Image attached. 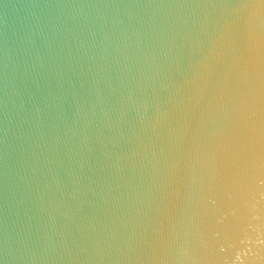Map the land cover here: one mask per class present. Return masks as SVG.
<instances>
[{
    "label": "water",
    "instance_id": "obj_1",
    "mask_svg": "<svg viewBox=\"0 0 264 264\" xmlns=\"http://www.w3.org/2000/svg\"><path fill=\"white\" fill-rule=\"evenodd\" d=\"M0 264H264V0H0Z\"/></svg>",
    "mask_w": 264,
    "mask_h": 264
}]
</instances>
